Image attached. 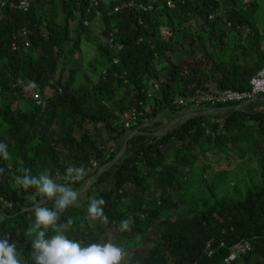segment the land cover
<instances>
[{"label":"trees","instance_id":"obj_1","mask_svg":"<svg viewBox=\"0 0 264 264\" xmlns=\"http://www.w3.org/2000/svg\"><path fill=\"white\" fill-rule=\"evenodd\" d=\"M20 1L0 0V141L10 152L0 161V235L17 243L22 264H32L28 231L33 205L43 198L18 189L14 176L47 171L63 183L69 167L85 170L72 185L77 192L89 179L95 183L60 222L71 218L69 235L85 244L120 245L123 264H226L246 241L251 251L232 264H264V98L201 109L156 135L189 114L179 99L251 90L264 69L263 34L251 12L237 0H174V8L170 0H142L143 8L136 0H98V7L91 0H30L25 13ZM99 14L107 46L97 43L92 75L84 76L81 42L93 41ZM242 31L245 40L230 46V34ZM79 77L84 82L76 85ZM149 82L152 91L159 86L154 98ZM134 111L137 122L127 130ZM121 141L127 147L116 160ZM236 159L258 168L244 192L235 189L238 199L220 198L213 181L204 182L202 198L190 197L187 178L207 169L200 161ZM93 197L105 200L107 223L88 218ZM122 220L131 222L129 231L119 230Z\"/></svg>","mask_w":264,"mask_h":264},{"label":"clouds","instance_id":"obj_2","mask_svg":"<svg viewBox=\"0 0 264 264\" xmlns=\"http://www.w3.org/2000/svg\"><path fill=\"white\" fill-rule=\"evenodd\" d=\"M9 157L8 143L0 141V161H6ZM84 171L79 167L67 168L63 183L57 182L47 171L34 175L30 169H26L14 176L18 189L43 198L33 205L34 223L28 231L32 264H123L126 253L120 245L111 240L85 244L69 235L73 224L71 218L60 222L62 215L79 202V193L72 185L83 178ZM3 172L4 169L0 168V174ZM44 200L53 202L54 206H45ZM105 203L103 198L89 199L87 214L91 221L108 222L104 212ZM130 224L129 220H122L119 230L129 231ZM0 264H22L17 243L10 242L4 234L0 235Z\"/></svg>","mask_w":264,"mask_h":264},{"label":"rangeland","instance_id":"obj_3","mask_svg":"<svg viewBox=\"0 0 264 264\" xmlns=\"http://www.w3.org/2000/svg\"><path fill=\"white\" fill-rule=\"evenodd\" d=\"M106 4H110L114 1L117 0H101ZM137 2L135 3H139V7L143 8V3L142 0H136ZM149 3L154 2V0H147ZM254 3H256V5H254ZM230 6L231 2L228 3ZM237 8L243 11H248L251 12L252 14V21L257 25V27L259 28V30L262 32L263 34V45H264V0H237V4H236ZM226 14H227V10L225 8H223L222 10V17H224L223 20V24L226 27V29H229L231 27L230 24L226 23ZM102 19V15L99 14L97 17L96 22L94 23V27H92V31H91V35L93 37V41L89 42L85 37L82 39L81 42V49H80V59H81V63H82V73L84 76L88 75L91 76L92 75V67L95 65V58L98 55V48H97V43L101 44L103 46H107V40L106 37H104L102 35L103 31H104V24L101 21ZM200 25H202V23H199ZM187 27L189 29H197L199 27L197 26H190V24H186ZM202 27V26H200ZM247 31H242V32H232L228 38V43L230 46L245 40V34ZM177 59H179L178 61H180V59L183 57V55L178 52L177 53ZM158 68L161 69L162 68V62L160 60H158L157 62ZM69 68L73 67V63L71 62L68 65ZM162 77L165 76V73L161 74ZM94 80H96V77H93ZM84 80L83 78L79 77L77 79V84L76 85H80L81 83H83ZM149 87H150V94L154 96L157 94V92L152 91V86L154 85L153 82H149ZM155 87V86H154ZM120 93H123V90L120 91ZM182 100V99H181ZM180 101V99L178 100ZM148 113H151V110L147 109ZM199 110H189L188 111V115L187 116H182V117H177L175 118V120H173V122L171 123V125H167L164 129H161V131H158L156 133V135L162 136L165 135L167 133V130L175 124H180L185 122V120L187 118H189L190 115L198 113ZM204 112V111H202ZM207 113H209V111H205ZM125 128L127 130H129L130 128H127L125 125ZM130 139V138H129ZM125 141H121V145H119L120 147L123 146V150L121 151L120 155L117 157L116 160H119L125 153L126 147H127V142ZM209 161V162H205L200 161L199 165L203 164L206 165V172L202 173V169H197L196 171H193V174L190 175L187 180L184 179V182L186 180L187 183H189V194L190 197L192 196V199L194 201H196L199 198H202L204 196V182H215L216 184V191L217 194L220 198L222 197H229V198H233V199H238L237 195H236V188L239 187L242 192L245 191V189L247 187L250 186L249 184V180H248V176L249 174H256L258 172V168L256 164L253 165H249V164H244L243 163V159H236L234 161H232V163H228L225 161ZM213 163V164H212ZM249 173V174H248ZM95 180L94 178L89 179L86 183L85 186L82 187L81 189L78 190L79 193V200H84V198H82L83 193H85L87 191V189H89V187H91L92 185H94Z\"/></svg>","mask_w":264,"mask_h":264},{"label":"built area","instance_id":"obj_4","mask_svg":"<svg viewBox=\"0 0 264 264\" xmlns=\"http://www.w3.org/2000/svg\"><path fill=\"white\" fill-rule=\"evenodd\" d=\"M31 2L30 0H21L19 3V9L27 13L30 9ZM98 0H91V7H98ZM169 8H174V0H170L168 3ZM120 11L119 8L115 9V13ZM90 10H88V13ZM111 15V13H110ZM88 25V22L85 23ZM29 47V44L26 45ZM108 46L114 48V38L111 37L108 40ZM122 50V46L118 48ZM115 63H119V59H115ZM159 86L156 85L155 89L158 90ZM152 96V95H151ZM264 98V69L261 70L258 75L251 82V90L248 92H234V91H225L222 95L219 96H203L196 99L180 100L178 101L179 106H183L189 110H201L206 108H215L217 106L231 105V104H246L254 102L256 100ZM36 100L39 101L36 96ZM138 115L134 111L132 113V122L126 124L127 128L132 126V123L137 122ZM252 249L251 243L246 241L240 244H237L230 250L229 257L226 260V264H232L241 257L248 254Z\"/></svg>","mask_w":264,"mask_h":264}]
</instances>
